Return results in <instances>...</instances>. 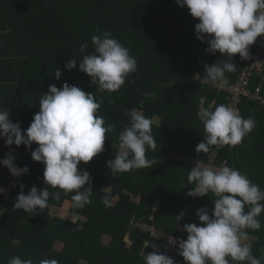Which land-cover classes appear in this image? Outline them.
<instances>
[{
  "label": "trees",
  "instance_id": "1",
  "mask_svg": "<svg viewBox=\"0 0 264 264\" xmlns=\"http://www.w3.org/2000/svg\"><path fill=\"white\" fill-rule=\"evenodd\" d=\"M198 22L175 0H0V110L8 109L10 120L19 121L23 132L39 111V100L48 86L59 88L67 82L94 93L100 102L97 115L104 118L105 125L114 127L105 138V150L87 164L78 165L92 177V202L83 208L72 206L74 193L61 191L59 200L50 199L49 207L35 215L14 209L20 184L25 185V194L32 185L48 187L50 192L58 189L44 185V165L31 159L36 143L28 149L23 144L12 145L6 152L14 155L18 167L27 165L29 172L14 177L7 169L0 178L5 189L0 194V264H8L14 256L31 259L33 264L51 259L58 264H143L140 251H156L145 248L144 241L156 248L163 244L151 235L149 226L177 234L175 217L181 211L184 216L179 221L184 224H199L195 213L201 207L211 213L215 197L188 196L194 186L187 180L192 166L172 154L175 150L183 157L206 161L211 153L194 151L205 135L197 105L201 100L227 105V93L201 84L196 77V73H204V64L227 61L218 51H205L207 44L195 35ZM97 29L110 32L137 61V70L117 92L96 91L90 77L78 70L79 60L94 51L91 37ZM85 42L88 47L81 52L80 45ZM72 58L77 59V67L65 69ZM233 61L236 71L225 74L228 84L237 81L246 60L235 54ZM57 69L62 73L59 80L54 75ZM259 83L264 98V80L251 78L248 88L253 90ZM146 92H155V98H146ZM131 109L153 121L157 148L148 150L146 157L158 163L151 169L113 176L106 162L119 151L118 136L130 124ZM239 109L242 117L251 116L256 121V127L241 144L218 149L215 161H225L264 190V101L243 98ZM0 143L4 144L3 138ZM106 185L110 189L106 190ZM106 193L117 196L111 206L102 202ZM132 197L139 199L135 202ZM188 202L193 204L190 210L186 209ZM64 203L69 204L75 219L50 212ZM258 219L260 230L248 231L257 237L252 242V254L264 264V212ZM143 224L146 228L141 227ZM104 235L109 237L108 243H102ZM183 235L187 237L186 232ZM56 242L62 243L60 250L54 247ZM173 258L177 264H186L179 255Z\"/></svg>",
  "mask_w": 264,
  "mask_h": 264
},
{
  "label": "clouds",
  "instance_id": "2",
  "mask_svg": "<svg viewBox=\"0 0 264 264\" xmlns=\"http://www.w3.org/2000/svg\"><path fill=\"white\" fill-rule=\"evenodd\" d=\"M175 3L186 7L193 18H198L199 22L194 25L195 35L207 44L205 51L210 54L218 51L227 57L226 62L204 64L201 84L227 86L225 74L236 71L233 56L238 54L241 60H250V46L264 35V0H175ZM91 43L94 51L79 60L78 70L90 77V84L97 86L96 91H119L126 78L137 70L135 57L108 31L97 29ZM87 47V42L82 43L80 51L84 52ZM75 67L77 59L74 58L65 64L67 70ZM54 75L59 80L62 73L57 69ZM144 95L154 99L156 93L146 92ZM197 108V118L205 132L195 146L197 154L215 155L219 148L235 147L256 127L251 116L244 118L237 109L226 104L217 105L215 101L205 104L201 100ZM99 109L100 102L94 93H86L65 82L59 88L54 84L48 86V92L39 100V111L23 132L19 121L10 120L8 109L0 110V138L4 139L5 146L23 144L28 149L36 143L38 146L30 152L31 159L43 163L44 185L58 189L50 192L48 187L32 185L25 194V185L20 184L14 209L35 215L49 207L50 199L59 200L61 191L65 195L74 193L71 201L75 208L91 204L92 177L78 165L87 164L102 153L106 136L114 131L113 125H105L104 118L97 115ZM128 115L130 124L118 136L119 152L106 162L113 176L141 168L151 169L158 163L146 157L148 150L157 148L152 132L153 121L137 109H131ZM14 160V155L8 152L0 159V165L14 177L29 172L27 165L18 167ZM187 180L189 185H194L187 192L188 196L197 198L212 194L215 199L211 201V213L206 207L196 210L199 224L183 225L186 239H170V243L177 244V254L186 264H262V259L252 254V242L257 237L248 230L255 232L261 228L258 217L264 212V190L252 183L246 174L227 166L226 162L220 166L196 162ZM86 184L88 187H84ZM4 192L0 186V194ZM102 202L111 206V193H106ZM183 216L181 211L175 217L176 222ZM143 246L157 249L147 240ZM140 255L143 264H177L173 257L159 251H140ZM8 264H33V261L14 256ZM40 264H58V261L43 260Z\"/></svg>",
  "mask_w": 264,
  "mask_h": 264
},
{
  "label": "built area",
  "instance_id": "3",
  "mask_svg": "<svg viewBox=\"0 0 264 264\" xmlns=\"http://www.w3.org/2000/svg\"><path fill=\"white\" fill-rule=\"evenodd\" d=\"M262 45H264V35L257 38V42L254 44L251 52V59L246 60L245 65L235 83L227 84L225 87L213 86L218 91L227 93V105L234 107L238 110V112H240L239 104L243 98L248 97L249 99L258 100L260 103L264 101V98H261V94L259 93L261 88L260 83L255 86L253 90L248 88L251 78L259 77L260 80H264V46ZM203 75L204 73H196V77L200 79V81ZM172 152L174 158H177L180 161L185 159L186 163L192 167L195 166L196 162L207 166H220L221 164L225 163V161H223L219 164H216L215 157L217 150L215 151V155H212L211 153L204 162H199L197 159L191 156L188 158L187 156L183 157L181 153L175 150ZM192 207L193 204L188 202L186 209L190 210ZM183 225L184 223L181 221L177 223L175 227L177 234L154 229L153 227L149 226L148 229L150 230L151 235L163 242V244L158 247L156 251L167 254L170 257L177 256V244L170 243V239H186L183 235L185 232L183 230ZM141 227L146 228L145 225H141Z\"/></svg>",
  "mask_w": 264,
  "mask_h": 264
},
{
  "label": "rangeland",
  "instance_id": "4",
  "mask_svg": "<svg viewBox=\"0 0 264 264\" xmlns=\"http://www.w3.org/2000/svg\"><path fill=\"white\" fill-rule=\"evenodd\" d=\"M119 152V151H118ZM86 187V186H84ZM106 190L110 189V186L109 185H106L104 187ZM50 212L55 214V215H59V216H62V217H68V218H73L75 219L76 218V215H74L71 211H70V208H69V204L68 203H64L62 206L60 207H52L50 209ZM180 222V221H179ZM109 242V237L104 235L102 237V243H108ZM54 247L57 249V250H60L61 247H62V243H59V242H56Z\"/></svg>",
  "mask_w": 264,
  "mask_h": 264
},
{
  "label": "crops",
  "instance_id": "5",
  "mask_svg": "<svg viewBox=\"0 0 264 264\" xmlns=\"http://www.w3.org/2000/svg\"><path fill=\"white\" fill-rule=\"evenodd\" d=\"M253 46H254V45H253ZM252 49H253V48H252ZM251 52H252V51H251ZM245 62H246V61H245ZM244 65H245V64H244ZM243 67H244V66H243ZM11 147H12V145H11V146H5V144H1V143H0V155H4V156H5V154H6L7 151H11ZM2 152H4V153H2ZM0 159H3V158L0 157ZM7 173H8V172H7V168H6L5 166H3V165H0V174H1L0 178L3 177L4 175H6ZM115 198H117V196H111V200H114ZM138 199H139V197H132V198H131V200H132V201H135V202H137ZM130 221H132V222L134 221L133 215H132ZM178 222H179V221H178ZM178 222H176L174 228L176 227V225H177ZM174 228H173V229H174ZM163 231H164V230H163Z\"/></svg>",
  "mask_w": 264,
  "mask_h": 264
},
{
  "label": "bare ground",
  "instance_id": "6",
  "mask_svg": "<svg viewBox=\"0 0 264 264\" xmlns=\"http://www.w3.org/2000/svg\"><path fill=\"white\" fill-rule=\"evenodd\" d=\"M144 225V224H143Z\"/></svg>",
  "mask_w": 264,
  "mask_h": 264
}]
</instances>
